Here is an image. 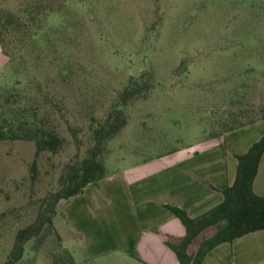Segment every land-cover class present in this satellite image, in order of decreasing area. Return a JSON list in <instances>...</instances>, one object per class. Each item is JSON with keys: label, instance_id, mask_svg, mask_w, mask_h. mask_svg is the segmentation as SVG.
Returning a JSON list of instances; mask_svg holds the SVG:
<instances>
[{"label": "rangeland", "instance_id": "obj_1", "mask_svg": "<svg viewBox=\"0 0 264 264\" xmlns=\"http://www.w3.org/2000/svg\"><path fill=\"white\" fill-rule=\"evenodd\" d=\"M25 10L37 25L9 20L0 128L63 145L37 157L34 141L0 142V264L116 110L128 124L105 144L109 174L264 117V0H0L2 19ZM134 79L141 93L125 105ZM76 237L59 211L18 264H60L62 243L74 264H105L77 255Z\"/></svg>", "mask_w": 264, "mask_h": 264}, {"label": "crops", "instance_id": "obj_2", "mask_svg": "<svg viewBox=\"0 0 264 264\" xmlns=\"http://www.w3.org/2000/svg\"><path fill=\"white\" fill-rule=\"evenodd\" d=\"M5 66L0 45V72ZM263 136L264 120H259L108 174L60 202L58 212L77 235L76 254L86 260L105 255V264H179L167 243L178 244L187 230L165 205L186 210L192 219L216 208L224 200L222 191L236 180L235 156ZM254 191L264 197V156ZM203 264H264V230L217 246Z\"/></svg>", "mask_w": 264, "mask_h": 264}, {"label": "trees", "instance_id": "obj_3", "mask_svg": "<svg viewBox=\"0 0 264 264\" xmlns=\"http://www.w3.org/2000/svg\"><path fill=\"white\" fill-rule=\"evenodd\" d=\"M45 12L42 10L36 14ZM34 13L33 10H25L21 16L16 17L9 14L4 19L0 17V45L3 54L10 60L14 59V56L8 51L6 41V32L9 23H11L9 20L15 19L21 26L26 27L29 25L32 29L31 22L33 21L37 25L38 19V16ZM28 18L29 20H26ZM4 20H6V23ZM140 93L141 88L138 87L137 81L134 79L130 88L122 94L123 103L127 105L129 100ZM260 120H264V117ZM255 122L229 129L225 133ZM127 124L125 113L122 110H116L114 114L108 117L106 122L104 121L94 130V146L88 151L84 159L78 160L67 167L60 178L61 188L44 199L34 222L17 232L13 248L3 264H18L24 258L26 245L31 240L41 237L47 228H53L54 217L58 213L60 202L68 201L84 193L89 185L108 176L109 173L105 164V144L117 136ZM7 139L34 141L37 148V157L44 152L56 153L63 145L62 139L53 133L40 131L33 134L31 131L25 132V134L17 133L8 136L0 128V142ZM263 156L264 136L247 153L235 156L238 161V168L234 184L222 191L223 202L200 218L192 219L186 210L178 206L165 205V208L178 218L187 230L186 237L178 244L169 241L167 243L176 253L179 264H203L206 256L217 246L223 243H233L248 234L264 230V197L257 195L254 191V181ZM35 166L33 169H35ZM210 228H216L215 234L204 239L200 247L194 253H190V248L195 240ZM62 251L66 259L60 264H74L75 260L72 254L65 249L63 243Z\"/></svg>", "mask_w": 264, "mask_h": 264}]
</instances>
